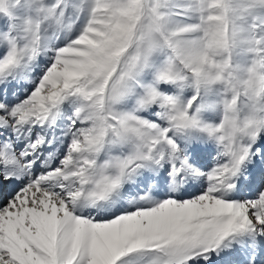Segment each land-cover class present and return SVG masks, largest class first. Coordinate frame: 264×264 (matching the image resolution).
I'll list each match as a JSON object with an SVG mask.
<instances>
[{"label":"snow or ice","instance_id":"snow-or-ice-1","mask_svg":"<svg viewBox=\"0 0 264 264\" xmlns=\"http://www.w3.org/2000/svg\"><path fill=\"white\" fill-rule=\"evenodd\" d=\"M0 264H264V0H0Z\"/></svg>","mask_w":264,"mask_h":264}]
</instances>
